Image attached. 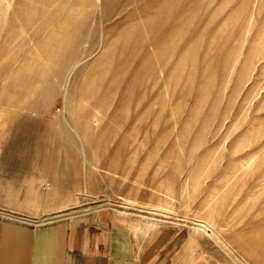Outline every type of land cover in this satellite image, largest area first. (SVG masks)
<instances>
[{
  "label": "rangeland",
  "instance_id": "1",
  "mask_svg": "<svg viewBox=\"0 0 264 264\" xmlns=\"http://www.w3.org/2000/svg\"><path fill=\"white\" fill-rule=\"evenodd\" d=\"M101 209L264 264V0H0V215Z\"/></svg>",
  "mask_w": 264,
  "mask_h": 264
},
{
  "label": "crops",
  "instance_id": "2",
  "mask_svg": "<svg viewBox=\"0 0 264 264\" xmlns=\"http://www.w3.org/2000/svg\"><path fill=\"white\" fill-rule=\"evenodd\" d=\"M148 228L110 209L42 224L0 215V264H225L200 259L189 232Z\"/></svg>",
  "mask_w": 264,
  "mask_h": 264
},
{
  "label": "bare ground",
  "instance_id": "3",
  "mask_svg": "<svg viewBox=\"0 0 264 264\" xmlns=\"http://www.w3.org/2000/svg\"><path fill=\"white\" fill-rule=\"evenodd\" d=\"M74 133H75V135L77 136V138H79L78 133H77L76 131H75ZM80 150H81V149H80ZM81 155L85 157L84 150H81ZM60 211H61V210H60ZM55 212H56V211H55ZM147 222H152V221H149V220H148ZM153 223H154V222H153ZM204 227H206V226H204ZM205 230H206V229H205Z\"/></svg>",
  "mask_w": 264,
  "mask_h": 264
},
{
  "label": "built area",
  "instance_id": "4",
  "mask_svg": "<svg viewBox=\"0 0 264 264\" xmlns=\"http://www.w3.org/2000/svg\"><path fill=\"white\" fill-rule=\"evenodd\" d=\"M35 224H42V223H35Z\"/></svg>",
  "mask_w": 264,
  "mask_h": 264
}]
</instances>
